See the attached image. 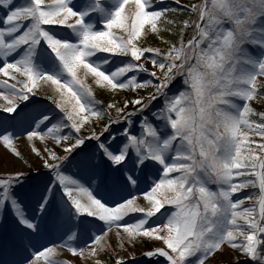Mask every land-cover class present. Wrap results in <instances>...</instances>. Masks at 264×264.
Masks as SVG:
<instances>
[{"label":"snow or ice","instance_id":"6c2138e0","mask_svg":"<svg viewBox=\"0 0 264 264\" xmlns=\"http://www.w3.org/2000/svg\"><path fill=\"white\" fill-rule=\"evenodd\" d=\"M173 2L0 0V264H264V0Z\"/></svg>","mask_w":264,"mask_h":264},{"label":"rangeland","instance_id":"374dc122","mask_svg":"<svg viewBox=\"0 0 264 264\" xmlns=\"http://www.w3.org/2000/svg\"><path fill=\"white\" fill-rule=\"evenodd\" d=\"M17 2H20V0H17ZM166 2L169 5L173 6V7L175 6L173 0H166ZM190 2H198V0H181L182 4H186V3H190ZM153 41L154 42L156 41L158 43V41L156 40V38L154 36L150 37L147 40L146 43L147 44H151V42H153ZM154 45H158V44H154ZM161 46H163V45H161ZM89 83H91V81H89ZM148 91H151V89H149ZM131 95L132 94H130V93L121 92V93H119L118 95L115 96V99L116 100H122V98L124 96H131ZM140 95H147V92L146 91H141ZM96 97H97L98 100L102 101L105 106L113 98L111 93H108V92H105V91H101L99 89H96ZM34 99L36 101H39V106L40 107H45V106H48L50 104V101L46 100L43 95L37 96ZM0 102H2V101H0ZM31 107L32 106L29 105V109H25L23 111L18 109V111L20 112V116H16L15 113H0V120H3L4 117H13V116L16 117V120H22L24 115H25V113L28 112L31 109ZM128 110H132L131 106H129ZM113 115H115V113H113ZM10 123H11V121H10ZM9 131H14V132H16V133H18L20 135V139L16 140L15 143L18 145L20 150L27 157L28 154H29V144L26 142V139H25L26 138V133H23L22 126H17L15 128H11L10 127ZM39 146H40L39 143H37V147H39ZM57 151L60 152L61 154H63L62 151L59 148H57ZM0 155L4 156L9 161L8 168L4 169V168L0 167V171H5V170L9 171V172H11V171H24L26 173H30L34 177L35 176V169L40 167L39 161L35 158L34 155L30 158L31 162H32V167L31 168L26 167L22 163H20L17 160H15L12 157L11 154H7L6 153V150L3 147H0ZM69 167L71 168V171H73V172L76 171L74 166L69 165ZM40 171L42 173H46L47 172V170H45L43 168H40ZM58 235H59L58 232L53 231V233L49 237V239H56V237ZM108 239L111 240L113 247H117L116 238L113 237L111 233H109ZM89 243H91V241H89ZM125 246L127 247V245H125ZM151 247H152V245H150V244H145L144 247H140V246H137L135 248L128 247V253L134 254L136 256L138 264H148V260H147L146 257L143 256V252L149 250ZM117 255H125V253L119 252V251L117 253H112L111 251H109V253L107 255L102 256L101 259L107 261V264H114V260H115ZM231 257L233 259H235L236 253H231ZM69 258H71V257H69ZM209 264H215V260L214 259L210 260Z\"/></svg>","mask_w":264,"mask_h":264},{"label":"trees","instance_id":"16d2710c","mask_svg":"<svg viewBox=\"0 0 264 264\" xmlns=\"http://www.w3.org/2000/svg\"><path fill=\"white\" fill-rule=\"evenodd\" d=\"M187 15H188L187 13H184L182 16H180V17H179V19H184V18H186V17H187ZM166 35H167V34H166ZM171 38H173V39H174L175 37H171ZM154 44H158V43H157L156 41H155V42H154V41H153V42H151V45H154ZM160 46H161V45H160Z\"/></svg>","mask_w":264,"mask_h":264},{"label":"bare ground","instance_id":"6f19581e","mask_svg":"<svg viewBox=\"0 0 264 264\" xmlns=\"http://www.w3.org/2000/svg\"><path fill=\"white\" fill-rule=\"evenodd\" d=\"M241 259H243V257H241Z\"/></svg>","mask_w":264,"mask_h":264}]
</instances>
